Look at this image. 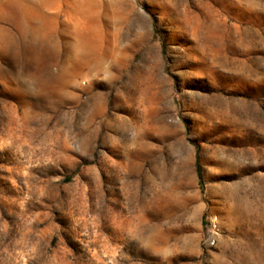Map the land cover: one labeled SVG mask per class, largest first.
Here are the masks:
<instances>
[{
  "label": "rangeland",
  "instance_id": "rangeland-1",
  "mask_svg": "<svg viewBox=\"0 0 264 264\" xmlns=\"http://www.w3.org/2000/svg\"><path fill=\"white\" fill-rule=\"evenodd\" d=\"M0 264H264V0H0Z\"/></svg>",
  "mask_w": 264,
  "mask_h": 264
},
{
  "label": "trees",
  "instance_id": "trees-1",
  "mask_svg": "<svg viewBox=\"0 0 264 264\" xmlns=\"http://www.w3.org/2000/svg\"><path fill=\"white\" fill-rule=\"evenodd\" d=\"M196 166H197L196 167L197 168V174H199V167H198L199 166V163H198V159H197V162H196Z\"/></svg>",
  "mask_w": 264,
  "mask_h": 264
}]
</instances>
